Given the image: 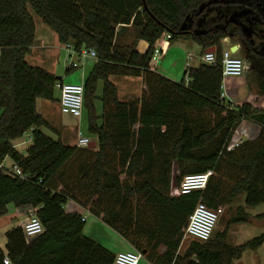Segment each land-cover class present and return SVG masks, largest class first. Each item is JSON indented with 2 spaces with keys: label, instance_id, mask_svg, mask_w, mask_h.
I'll list each match as a JSON object with an SVG mask.
<instances>
[{
  "label": "trees",
  "instance_id": "trees-1",
  "mask_svg": "<svg viewBox=\"0 0 264 264\" xmlns=\"http://www.w3.org/2000/svg\"><path fill=\"white\" fill-rule=\"evenodd\" d=\"M35 15L63 47L97 52L83 82L94 149L43 130L51 122L37 101H57L62 78L27 60L36 41ZM129 30L135 32L132 41H126ZM167 33L170 41H194L202 53L214 47L217 62L187 66L180 81L158 72L152 57ZM224 39L239 46L248 77L259 78L257 91L264 96V0H0V163L9 157L27 175L0 168V217L11 204L31 206L44 226L34 237L21 225L6 231L13 264L114 263L116 255L84 233L83 214L66 210L71 200L101 216L154 264H232L263 245L264 232L230 245L226 226L179 253L199 201L216 209L245 195V207L264 204V108L234 104L223 95ZM139 40L147 42L145 52L138 50ZM76 69L68 66L66 73ZM120 76L143 79L139 98H120L111 79ZM244 120L258 123L261 132L229 150ZM29 130L33 140L23 153L14 141ZM175 170L178 184L187 174L213 175L204 190L173 195ZM4 256L0 248V264Z\"/></svg>",
  "mask_w": 264,
  "mask_h": 264
},
{
  "label": "rangeland",
  "instance_id": "rangeland-1",
  "mask_svg": "<svg viewBox=\"0 0 264 264\" xmlns=\"http://www.w3.org/2000/svg\"><path fill=\"white\" fill-rule=\"evenodd\" d=\"M36 21L39 23L38 31L36 33V41L34 43L33 49L31 54L27 56V60L31 62L33 65H41L42 67H45L47 69H51L52 71H55L56 76H62L64 78V81L67 83H81L86 78V76L89 74L90 69L93 67L95 60H90L87 62L84 66H81L80 68L72 71L71 73H66V68L69 66V53L67 50H65L63 47H60L61 44L56 39V35L54 31L46 25L42 19L35 15ZM45 27L47 32H49V36L45 37V43L41 42L44 38V30L41 28ZM130 33V35H128ZM129 33L126 34L127 38L126 41H132L134 39L135 32L134 30H129ZM51 35V36H50ZM188 41V43H184ZM122 42V41H121ZM183 42V43H182ZM176 43V45H175ZM192 45H191V44ZM174 44L173 46L180 45L185 52L182 54V56L178 55V52L173 51V56L166 57L165 55L162 58V61L159 62L157 66V71L162 73V71H171V74L174 75L172 78L173 80L180 81L184 75V71L187 66L186 65V58L189 56L188 52L191 53V55L194 56L193 60L190 62L191 66H195L199 63L200 57H199V51L201 50L199 45L195 43L192 40H187L185 38H179L171 41L166 47L165 52L168 50V47ZM184 44V45H183ZM148 44L144 40H139L137 42V48L141 52H145L147 50ZM164 52V53H165ZM167 53V52H166ZM74 59H77L76 56L73 57ZM180 58V63L183 64L185 67H183V70L181 72H175V66L172 59ZM179 65V63H178ZM173 69V70H172ZM244 75L241 76H224L223 81V93L227 100H230L236 104H242L244 102H253L255 103L259 108L264 105V96L257 95L253 91H257L258 89V81L259 78L256 76L249 78L248 77V70L244 71ZM176 74V75H175ZM165 75V74H164ZM167 76V75H166ZM116 78V77H113ZM246 78V79H245ZM250 80V86L248 85V82L246 80ZM102 82L98 85L97 93L99 96L102 94ZM58 95V91L56 92ZM48 102V100L45 99H39L38 100V110L42 113H44L42 103ZM51 102V101H49ZM95 105L97 108L98 113L102 111V105L101 101L97 99L95 101ZM55 108V107H54ZM53 115L51 118L47 119L51 122V126L44 127L43 130L50 135L51 137L58 139V133H62V128L70 129L72 130L75 135L78 132H81L83 135L87 133V127H88V110L87 108H84L82 116L74 117L71 114H55L56 111L52 109ZM248 123H243V125L240 126L239 130L235 133V138L238 139H249V134L246 132ZM250 127V125H249ZM69 132V131H68ZM30 136V132L27 131L22 137L14 141V144L22 143L26 140H28V137ZM242 138H241V137ZM74 136H70L71 142H74L75 139L72 138ZM78 138V137H77ZM78 141V139H77ZM31 142H26L23 144V147H27ZM78 143V142H77ZM23 150V149H22ZM6 164L8 166H11V160L7 159ZM176 174V180H175V188L172 191V194L175 192L176 188L179 186L177 183V176L179 174L178 170H175ZM244 200L245 195H242L231 207L225 206V211L223 214L220 215L217 227L215 229V232L213 234V237L215 236L216 232H220V228L224 229L226 226L228 228L226 240L227 243L232 244L236 242H244L248 241L256 236L261 235L264 232V216H261L264 214V204H261L259 206L255 207H245L244 206ZM250 215H260L257 216V219L252 220ZM13 214L11 213V209H9L8 213L2 217H0V248L5 250V241H6V235L5 232L8 229V225L10 224L11 218H13ZM233 218H240L241 220L234 223H229V221ZM245 218V220H243ZM186 228V227H185ZM185 228H184V235H185ZM213 239V238H212ZM192 241H197L196 239L192 238L191 236H185L182 241V245L179 248V253L184 254L190 243ZM247 259L251 257L253 264H258V259L260 258L261 262L259 264H264V249H261L259 253H253V251H248ZM145 260H142L141 264H144Z\"/></svg>",
  "mask_w": 264,
  "mask_h": 264
},
{
  "label": "built area",
  "instance_id": "built-area-1",
  "mask_svg": "<svg viewBox=\"0 0 264 264\" xmlns=\"http://www.w3.org/2000/svg\"><path fill=\"white\" fill-rule=\"evenodd\" d=\"M171 38V34L167 33L157 43L152 57L154 68H157L161 61L162 55L167 48L166 46L171 42ZM64 49L69 53V66L71 67L79 68L84 66L90 60L97 61V52L93 48L83 47L80 50H76L73 45L67 44L64 46ZM74 56H76L77 59H74ZM188 57L189 59H192L193 56L189 55ZM201 60L209 64H215L217 62L214 52H205L201 56ZM222 68L224 76L236 77L244 75L247 65L243 58L236 56L231 49L227 48L222 52ZM56 88L60 92L59 106L61 113L71 114L74 117L80 118L83 114L85 100V87L83 82L67 83L58 81L56 83ZM32 140L33 137L29 136L28 140L24 143L32 142ZM243 141V139L234 137L228 149L230 150L238 147ZM90 142L91 139L89 137L78 132V146L88 147ZM7 158L0 163V168L12 176L23 179L26 178L27 175L22 173L17 164L14 163L11 166L6 164ZM212 175V170L203 173L185 175L173 195H185L195 191L204 190ZM224 211L225 208L223 206L213 209L208 207L203 201H199L189 216L184 236H191L201 242H208L212 239L219 217ZM23 228L28 237L40 235L44 231V226L35 213L30 216L29 220L23 225ZM4 251L5 256L3 263L13 264L9 255L6 253V250ZM143 258H145V255L140 250L133 249L130 251H122L116 254L113 264H139Z\"/></svg>",
  "mask_w": 264,
  "mask_h": 264
},
{
  "label": "crops",
  "instance_id": "crops-1",
  "mask_svg": "<svg viewBox=\"0 0 264 264\" xmlns=\"http://www.w3.org/2000/svg\"><path fill=\"white\" fill-rule=\"evenodd\" d=\"M38 27H39V23L37 22V29H38ZM41 29L44 30V32H45L44 35H43L44 38L42 39L41 42L45 43V39H46L45 37H47V35L49 36V32H47L45 27H42ZM36 31H38V30H36ZM55 35H56V33H55ZM128 35H130V34H128ZM55 37L58 40L57 35ZM184 43L186 44V43H188V41L185 40ZM173 45L174 44H171L168 47V50L166 51L167 53L165 52L162 55V58H163L164 55H165V59H166V57L173 56V51L174 52H178V55L182 56V54L185 52V50H183V48L180 45H178V46H173ZM175 45H176V43H175ZM60 47H63L62 44H61ZM199 47L201 49L199 51V57H200L199 63H200L202 61L201 60V56L206 52V50L204 51V53H202V48H201L200 45H199ZM233 47H234V44L230 43V41L228 39H224V48L223 49H227V48L232 49ZM238 52H239V48L235 52L236 56H239ZM188 54L191 55L190 52H188ZM193 58H194V56L192 57V59H189V57H187L185 66H188V64L190 65V62L193 60ZM172 60L174 62V66H175V70H176L175 72H181L183 70V67H185V66L180 63V61H179L180 58L172 59ZM161 61H162V59H161ZM178 63H179V65H178ZM48 70L55 74V71H52L51 69H48ZM162 72H163V74L174 78V75L171 74V71H169V72L168 71L167 72L166 71H162ZM59 77H61L62 81L65 82L64 78L62 76H59ZM111 79L116 83V85L118 87V90H119V96L123 100L139 98L141 96V94H142L143 89L145 88L143 79L141 77H124V76H120V77H116V78L111 77ZM83 82H84V80H83ZM246 82H247V80H246ZM253 92L256 93L257 95H259L258 91H253ZM59 98H60V92L57 95V101H55V102H49V101L48 102H43L42 103V107H43L44 113H43V111H42V113L40 111L39 112L41 114H43L45 117L47 115L48 118H51V116L53 115L52 109L54 111H56L55 114H57V113L61 114L60 106H59ZM234 104H236V103H234ZM37 107H38V101H37ZM261 108H264V105L261 106ZM243 123H248L250 125V127H249V125L247 126V129H243V130H246V132L249 134V139H254V138L258 137V135L261 132V126L258 123L254 122L252 120H244L241 123V125H243ZM240 126L237 128L235 133L239 130ZM29 132H30V136L33 137V135H32L33 131L29 130ZM235 133H234V136H235ZM73 134H74L75 138L74 137H72V138H74L75 141L71 142L69 140H70V136L71 135L73 136ZM85 136L89 137L91 139V141H92V137L89 136L88 133H86ZM77 137H78L77 134L75 135V133L72 130L66 129V128L65 129L62 128V133H58V138H60L64 143H67V144H70V145H76L77 144V142H78L77 141V139H78ZM249 139H246V140H249ZM24 142L19 143V146H18L17 143L14 144V145L19 151H21L23 153H26L28 147L30 146V144L32 142L27 147H23L24 146L23 144H25ZM7 159H10V158L8 157ZM11 163H12L11 165L14 164V162L12 160H11ZM65 208L69 212L82 213L83 216H84V219H85L84 233L87 236H89V237L93 238L94 240H96L97 242H99L101 245H103L105 248H107L109 251H111L115 255L117 253H119V252H122V251H130V250L136 249L133 246V244H131L130 241L126 237H124L117 230H115L111 226H109L102 219L101 216H97V215L91 213L88 209L84 208L79 203L71 200L65 205ZM9 209H11V213L13 214L14 217L11 218V221H10V224L8 225V227H7L8 228L7 230L11 229L15 225L23 226L29 220L30 216L32 214H34V209L31 206L16 207L15 205L11 204L9 206ZM250 216H251V218H253L252 220H255V218L257 219V216H260V215H257V216L253 215L255 218L252 215H250ZM222 230L223 229L220 228V231H222ZM5 234H6V232H5ZM248 241L236 242V243H232L230 245L238 246V245H242V244H244V243H246ZM5 245H6V241H5ZM181 245H182V243H181ZM261 249H264V243L258 249H247L246 251H244V253L242 254V256L240 258L234 259L232 264H253L252 262L251 263L249 262V261H252L251 257H250V259L246 258L248 253H249L248 251H253V253H259V251H261ZM5 250H6V247H5ZM142 260H145L144 264H154L153 262L147 260L146 258L141 259L139 264H141ZM260 262H261V260L259 258L258 259V264Z\"/></svg>",
  "mask_w": 264,
  "mask_h": 264
},
{
  "label": "water",
  "instance_id": "water-1",
  "mask_svg": "<svg viewBox=\"0 0 264 264\" xmlns=\"http://www.w3.org/2000/svg\"><path fill=\"white\" fill-rule=\"evenodd\" d=\"M239 46L238 45H234V47L231 49L234 53L238 50ZM206 52H215V48H209L206 50ZM97 147V141L96 140H92L90 142V144L88 145V148L94 149Z\"/></svg>",
  "mask_w": 264,
  "mask_h": 264
}]
</instances>
